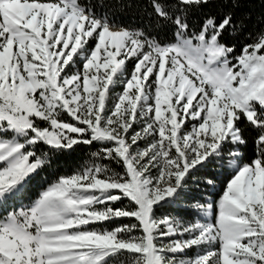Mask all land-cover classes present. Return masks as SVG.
Segmentation results:
<instances>
[{
	"label": "snow or ice",
	"instance_id": "1",
	"mask_svg": "<svg viewBox=\"0 0 264 264\" xmlns=\"http://www.w3.org/2000/svg\"><path fill=\"white\" fill-rule=\"evenodd\" d=\"M208 3L153 0L166 42L84 0H0V264H264V31L236 55L232 13L190 26ZM242 123L258 132L247 162ZM79 144L99 150L7 210ZM213 163L231 173L218 199L158 215Z\"/></svg>",
	"mask_w": 264,
	"mask_h": 264
},
{
	"label": "trees",
	"instance_id": "2",
	"mask_svg": "<svg viewBox=\"0 0 264 264\" xmlns=\"http://www.w3.org/2000/svg\"><path fill=\"white\" fill-rule=\"evenodd\" d=\"M84 2L91 5L96 14H107L117 27L143 29L166 42L173 38L174 26L171 22H166L156 15L153 0H84ZM160 2L168 6V11L173 12L171 6L176 4V0H160ZM228 13H232L234 23L238 25L242 23L243 26L238 27L235 31L232 29L225 31L221 37V42L229 46L235 45V54L239 55L245 44L253 43L256 34L264 31V0H215L209 2L206 6H193L188 11L187 18L190 26L198 31L200 25L209 15L215 16L217 22H219ZM249 34L252 36L251 39ZM131 67L130 64L129 68L131 69ZM116 91L119 92L120 89L117 88ZM64 119L72 122L70 117L65 116ZM241 127L244 129L243 136L247 140V144L241 148L243 153L242 162H247L255 158V139L258 132L247 124L242 123ZM39 150L46 151V148L44 145H39ZM98 150V145L79 144L74 146L73 150H66L53 155L51 166L45 167L34 174L27 182L22 196L11 202L7 210L11 211L13 207L18 208L21 205L31 204L38 197L41 190L55 177L70 174L78 167H82L89 161L91 153ZM113 167L121 170L119 166L113 165ZM230 178L231 173L222 171L219 163L209 164L196 173L195 180L189 179L186 188L181 191L179 197L173 203L161 209L158 215L170 214L186 221L194 220L196 214L191 206L197 201L204 202L218 199ZM207 179L214 180L215 185L205 183ZM127 203V200H124L113 205V207H122ZM3 213L4 210L0 209V214ZM129 222L125 218L114 223L106 222V226L111 228L115 224ZM188 255H192V253L189 252Z\"/></svg>",
	"mask_w": 264,
	"mask_h": 264
},
{
	"label": "rangeland",
	"instance_id": "3",
	"mask_svg": "<svg viewBox=\"0 0 264 264\" xmlns=\"http://www.w3.org/2000/svg\"><path fill=\"white\" fill-rule=\"evenodd\" d=\"M211 1H215V0H209V2H211Z\"/></svg>",
	"mask_w": 264,
	"mask_h": 264
}]
</instances>
